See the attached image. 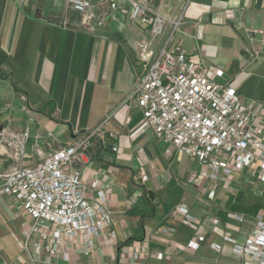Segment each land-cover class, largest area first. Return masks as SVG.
Returning <instances> with one entry per match:
<instances>
[{
    "label": "crops",
    "instance_id": "1",
    "mask_svg": "<svg viewBox=\"0 0 264 264\" xmlns=\"http://www.w3.org/2000/svg\"><path fill=\"white\" fill-rule=\"evenodd\" d=\"M96 1L77 13L68 0H0V133L20 143L0 137V177L102 125L90 159L71 169L86 186L96 182L90 200L104 193L114 237L101 235L88 257L71 246L68 260L35 255L24 246L31 219L0 192V264H253L234 247L262 209L230 204L225 177L199 180L197 161L156 138L132 94L143 62L169 39L168 49L180 47L196 71L243 102L264 104V0H148L168 19L183 8L179 28L172 34L166 23L159 35L130 19L131 2L142 0H116L115 9ZM181 207L194 229L183 224ZM198 234L204 240L193 251L188 243Z\"/></svg>",
    "mask_w": 264,
    "mask_h": 264
},
{
    "label": "built area",
    "instance_id": "2",
    "mask_svg": "<svg viewBox=\"0 0 264 264\" xmlns=\"http://www.w3.org/2000/svg\"><path fill=\"white\" fill-rule=\"evenodd\" d=\"M147 1L131 2V21L150 25L155 35L170 23L173 34L182 22L183 8L168 19L151 10ZM67 3L77 13L93 5L91 0ZM103 4L111 9L117 6L116 0L96 1L97 6ZM169 42L163 44L152 62H143L144 74L132 94L145 123L179 156L197 161L199 180L217 181L256 167L257 178L264 185V104L243 102L234 89L210 79L207 70L196 71L180 47L169 50ZM215 76L221 77L222 72ZM3 135L13 140L11 145L20 146L18 136L0 133V137ZM104 135L99 125L73 144L51 153L42 163L0 177V192L16 200L32 221L24 233V246L33 254L68 260L71 246L88 257L101 235L114 237L104 193L97 191L90 200L96 182L86 186L82 174L71 169L73 164H85L90 159L92 142ZM25 137L23 134L20 139ZM177 212L184 218L183 224L194 229L187 209L181 207ZM167 231L173 232L163 230ZM203 240L200 234L194 236L189 249L198 250ZM234 253L253 264H264L263 215H256L253 231L244 245L234 247Z\"/></svg>",
    "mask_w": 264,
    "mask_h": 264
},
{
    "label": "rangeland",
    "instance_id": "3",
    "mask_svg": "<svg viewBox=\"0 0 264 264\" xmlns=\"http://www.w3.org/2000/svg\"><path fill=\"white\" fill-rule=\"evenodd\" d=\"M226 189L230 193L227 197L229 203H235L236 207H244V209L255 213L257 210L262 209L264 220V185L259 182L256 173V167L243 170L240 173L233 174L226 178ZM258 183V185H257ZM243 192L242 202H237L236 197ZM250 206V207H248ZM243 209V208H241Z\"/></svg>",
    "mask_w": 264,
    "mask_h": 264
}]
</instances>
